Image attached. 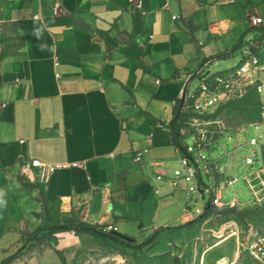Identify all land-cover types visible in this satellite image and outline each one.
Instances as JSON below:
<instances>
[{"label":"crops","instance_id":"1","mask_svg":"<svg viewBox=\"0 0 264 264\" xmlns=\"http://www.w3.org/2000/svg\"><path fill=\"white\" fill-rule=\"evenodd\" d=\"M142 2L143 12L129 0H0V246L10 239L14 251L26 234L75 218L126 237L139 227L143 242L195 221L153 164L177 170L184 89L246 44L258 30L250 15L264 27V0ZM34 161L58 168L47 182L46 168L33 169L31 181L23 169ZM57 236L67 264L101 243Z\"/></svg>","mask_w":264,"mask_h":264},{"label":"rangeland","instance_id":"2","mask_svg":"<svg viewBox=\"0 0 264 264\" xmlns=\"http://www.w3.org/2000/svg\"><path fill=\"white\" fill-rule=\"evenodd\" d=\"M260 33V30L245 32L246 43L251 40V37ZM242 61L243 52L241 48H238L229 57L216 59L207 70L208 77L238 68ZM202 81L200 78L195 79L189 86V93L199 92ZM259 120L258 98L250 95L243 100L214 109L201 122L206 126L202 128L213 140L209 153L212 159L217 160L221 165H228L229 178L241 180L245 175L244 157L251 153L249 141L257 138L259 134L264 135V124H261L260 131L250 126ZM188 121L189 118H186L182 127L187 136L186 138L183 136L184 144L193 146L194 138L190 135L193 130L188 126ZM236 141L239 144V150L234 149L233 144ZM260 144L261 147H254L260 155L255 170L247 176L246 182L241 181L234 189L224 192L225 200H230L226 202L239 197L238 203L214 212L204 221L188 228L162 230L146 242H143L142 230L137 227L133 234L127 236L135 240L133 243L125 240L101 241L99 246L84 255L77 264H203V262L215 264L223 257L233 258L237 247L235 234L254 227L256 231L264 235V140L260 141ZM193 166L198 175L201 172L206 186L213 185V180L205 173L202 162L193 163ZM173 169L181 170L182 165L178 163ZM169 179L170 176L165 180L164 187L167 190L166 193L173 195L175 208L179 212L187 206L196 213L197 209H204L210 203L211 194H207L205 199H202L200 194H197L194 199L188 196L189 185L185 179L179 181L181 188L170 190L167 186ZM202 187L205 188V186ZM48 226L51 225L42 227L41 232L35 231L29 234L30 237L27 241L25 240V244L14 251L11 249L16 247V243L8 239L4 243L6 247L0 246V263L6 257L15 254L10 264H65L63 253L56 249L59 241L57 235L60 233L53 235L47 229ZM4 248L8 250L4 251Z\"/></svg>","mask_w":264,"mask_h":264},{"label":"built area","instance_id":"3","mask_svg":"<svg viewBox=\"0 0 264 264\" xmlns=\"http://www.w3.org/2000/svg\"><path fill=\"white\" fill-rule=\"evenodd\" d=\"M129 2L136 10L143 12L142 0H129ZM59 12H61V6L56 5L55 13L58 14ZM174 19H177V17H174ZM249 22L255 29L259 30L263 27L262 19L257 14L250 15ZM199 46L202 47L203 43H200ZM240 48L243 52V61L238 68L225 73L215 74L211 77H208V75L204 77L205 68L211 63L206 62L194 74V76H199L203 80L201 87L197 93H187L184 108L177 118V125H181L179 134L182 135L181 137L184 136L186 138V133L182 128L186 119L181 120L180 117L182 114L189 115L188 126L193 130L190 135L193 136L195 142V145L186 146L183 150L178 148V153L181 154L180 164L182 169L166 172L161 169V163L153 164L158 169L157 182L164 184L165 180L170 176L167 182L170 190L181 188L179 181L185 179L189 185L187 195L192 196L193 199L197 194H200L202 199H205L207 194H211V201L204 209H197L196 213H193L187 206L185 207L184 213L188 214L189 218L193 220L205 215L208 206L221 210L231 204L238 203L239 200L236 198L231 202H226L224 192L234 189L236 184L241 181L246 182L247 176L251 175V171L255 170L258 165L260 155L254 150V147L262 146L260 141L264 140L263 134H259L257 138H252L249 141L251 153L244 157L245 175L243 178L241 180L238 178L232 179L228 177V165H221L217 160L212 159L209 148L213 146V140L208 136V132H205L202 128L206 126L201 123L204 121V117H207L214 109L254 95L258 98L260 120L250 126L260 131L261 124H264V37L257 35L248 43L242 44ZM1 51L2 45L0 44ZM229 139L232 140L231 138ZM233 146L235 150L240 149L237 141L234 142ZM142 160L143 152H137L135 162L141 163ZM200 162L204 164V171L213 180V185L206 186L201 172L199 171L198 175L194 168L193 163L199 164ZM74 166H78V164ZM43 168L47 169V173L43 174L39 179L47 182L49 175L54 173L58 166H44L39 161H34L30 166H26L23 169V174L27 179L34 181L33 169ZM202 186H205V188ZM157 195L162 196V192L160 190L157 191ZM108 231L113 232L114 228L110 226ZM235 235L237 247L234 257H223L215 264H264V235H261L254 227H250L244 232Z\"/></svg>","mask_w":264,"mask_h":264},{"label":"trees","instance_id":"4","mask_svg":"<svg viewBox=\"0 0 264 264\" xmlns=\"http://www.w3.org/2000/svg\"><path fill=\"white\" fill-rule=\"evenodd\" d=\"M260 36L264 37V27L260 28ZM176 125V122L174 123V126ZM172 135H173V140L175 145L180 148V149H184V147L180 144V142L178 141V135H177V131L174 129V131H172ZM220 211L214 207H209L207 208V212L205 215L201 216L200 218H198L197 220L186 224L185 226H182L183 228H188L190 226H193L197 223H200L202 221H204L208 216H210L212 213ZM43 228H39L37 230V232H41ZM48 230H50V233L54 234H58V233H65V232H75V233H79V234H88V235H92L95 237H98L99 239H101L102 242L106 241V240H111V241H115V242H121L123 241V239H121L120 237H116L114 235V231L110 232L108 231V227L105 226H91L87 223L82 222L81 220L75 218L73 219L71 222H64V223H57V224H52L51 226L47 227ZM28 237H30L29 234L25 235V240L27 241ZM25 243V242H24ZM15 254L6 257L5 259H3L1 261L0 264H10L13 260H14ZM65 264H67L65 262Z\"/></svg>","mask_w":264,"mask_h":264},{"label":"water","instance_id":"5","mask_svg":"<svg viewBox=\"0 0 264 264\" xmlns=\"http://www.w3.org/2000/svg\"><path fill=\"white\" fill-rule=\"evenodd\" d=\"M0 86H1V77H0ZM188 86H189V84L186 86V88L184 89V91H183V96H182V98H181V107H180V112L183 110V108H184V105H185V101H186V96H187V93H188ZM180 116V113L178 114V116H177V118ZM210 206H208V208H209ZM114 235L116 236V237H120L121 239H123V240H125V241H127V242H129V243H133L135 240H132V239H130V238H128V237H126V236H123V235H121V234H119V233H114Z\"/></svg>","mask_w":264,"mask_h":264},{"label":"bare ground","instance_id":"6","mask_svg":"<svg viewBox=\"0 0 264 264\" xmlns=\"http://www.w3.org/2000/svg\"><path fill=\"white\" fill-rule=\"evenodd\" d=\"M222 243H223V242H222ZM222 243H220V245H221Z\"/></svg>","mask_w":264,"mask_h":264}]
</instances>
